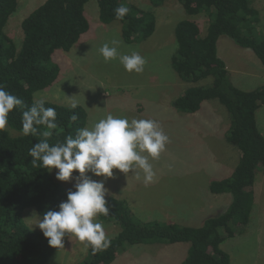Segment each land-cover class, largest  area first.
Wrapping results in <instances>:
<instances>
[{
    "label": "trees",
    "instance_id": "1",
    "mask_svg": "<svg viewBox=\"0 0 264 264\" xmlns=\"http://www.w3.org/2000/svg\"><path fill=\"white\" fill-rule=\"evenodd\" d=\"M186 18L174 29L176 51L170 65L179 78L199 82L211 78L207 85H194L175 97L172 105L184 113H195L202 102L218 100L230 118L227 140L240 153L229 176L212 180L209 192L228 193L226 209L205 217L199 226L182 225L156 219L141 220L127 201L106 194L109 215H99L104 222L119 227L103 251L88 247L87 257L77 264H111L127 244L188 243L179 264H230V256L220 245L234 235L235 227L246 225L255 204L256 174L264 175V134L257 125L256 111L264 105V85L251 90L235 86L229 78L225 62L217 53L220 36L230 38L238 46L250 49L264 67V35L259 30L261 18L253 8L256 0H177ZM88 0H44L21 21V45L16 48L5 26L17 8V0H0V85L23 101L8 114V124L0 130V264H44L54 251L41 231L32 230L24 222L22 211L34 208L42 217L48 210H58L67 192L49 171L31 163L28 150L43 139L41 135H23L22 113L34 102V93L50 86L58 77L60 67L52 55L58 50L69 51L89 29L84 14ZM102 23L121 22L122 37L127 43L141 42L154 32L155 16L150 10L138 8L123 0H96ZM152 7L165 0H149ZM124 5L129 12L117 19L115 9ZM252 13H247V8ZM206 14L207 28L200 34L198 22L192 17ZM47 101L57 113V129L49 143L63 142L68 135L86 126L87 112L76 104ZM75 113L76 121L70 116ZM44 126H38L43 132ZM11 132H15L12 134Z\"/></svg>",
    "mask_w": 264,
    "mask_h": 264
},
{
    "label": "rangeland",
    "instance_id": "2",
    "mask_svg": "<svg viewBox=\"0 0 264 264\" xmlns=\"http://www.w3.org/2000/svg\"><path fill=\"white\" fill-rule=\"evenodd\" d=\"M44 0H17V8L10 16L5 32L16 48L21 45V21ZM140 9L150 10L155 16L152 35L141 42L127 43L122 37L121 22L102 23L98 17L96 0H88L84 14L89 29L69 51L56 50L53 61L60 72L47 88L34 93V100L44 98L59 104H79L87 112L86 126H91L108 113L118 117L157 120L170 142L158 160H150L155 171L153 182L145 186L129 172L113 169V177L94 176L103 180L107 195L125 199L133 213L141 220L156 219L182 225L199 226L205 217L224 211L230 195L212 194L209 183L230 175L239 160V150L228 142L226 134L230 118L226 108L216 99L202 102L195 113L175 109L172 101L194 85H207L211 78L186 82L179 78L170 65L176 51L174 29L186 18L177 0H165L152 7L149 0H123ZM264 35V0H256ZM252 13V8H247ZM204 35L206 14L192 17ZM118 40V51L142 55L146 64L142 73L127 72L119 60L105 62L99 52L104 43ZM217 53L227 66L230 81L240 89L251 90L264 85V67L250 49L238 46L226 36L217 41ZM258 116L259 128L264 132V105ZM85 126V127H86ZM15 134V132H11ZM264 134V133H263ZM53 169L50 175L68 192L74 190L73 180L60 181ZM73 175H76L74 170ZM91 175V174H89ZM255 204L246 225L236 226L234 235L224 239L220 247L230 256V264H264V175L256 174ZM37 211L30 207L22 211V218L32 230L41 231ZM103 224L106 236L113 237L119 227L113 222ZM42 232V231H41ZM188 243L127 244L111 264H179L186 254ZM88 247L74 237H64V248H54L44 264H77L87 257Z\"/></svg>",
    "mask_w": 264,
    "mask_h": 264
},
{
    "label": "clouds",
    "instance_id": "3",
    "mask_svg": "<svg viewBox=\"0 0 264 264\" xmlns=\"http://www.w3.org/2000/svg\"><path fill=\"white\" fill-rule=\"evenodd\" d=\"M129 9L120 5L115 9L117 19H123ZM118 40L104 43L99 52L105 62L119 60L127 72L142 73L145 58L138 52L121 54ZM46 100L38 98L31 107L22 113L23 135H41L28 150L31 163L51 172L60 181L73 180L74 190L67 192V198L58 205V210L48 209L42 218L38 216L35 225L54 248H64V237H74L91 247L94 252L103 251L110 240L102 223L96 220L99 215H109L106 200L108 190L103 180H94V176L113 177V169L124 174L129 172L140 179L143 173L145 186L153 182L155 171L150 160H158L170 142L161 124L154 119H129L108 113L90 127L76 130L75 136L68 135L63 142H48L57 129V113L52 107H45ZM23 101L6 91L0 85V130L8 124V114L16 107H23ZM76 108V103L71 104ZM77 115L70 116L76 121ZM38 126L46 130L38 132ZM74 170L76 175L74 176ZM91 174V175H89Z\"/></svg>",
    "mask_w": 264,
    "mask_h": 264
},
{
    "label": "crops",
    "instance_id": "4",
    "mask_svg": "<svg viewBox=\"0 0 264 264\" xmlns=\"http://www.w3.org/2000/svg\"><path fill=\"white\" fill-rule=\"evenodd\" d=\"M220 57V56H219ZM222 59V58H221ZM261 106H259L258 108H257V111H256V120H257V125H258V127H259V124H258V116H257V114H258V112H259V110L261 109L260 108ZM260 129V128H259ZM262 132V131H261ZM264 133V132H263Z\"/></svg>",
    "mask_w": 264,
    "mask_h": 264
}]
</instances>
